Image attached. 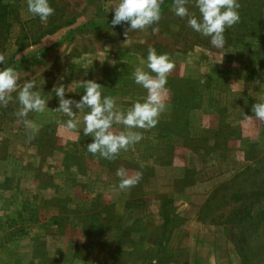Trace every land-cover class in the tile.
<instances>
[{
	"label": "rangeland",
	"instance_id": "rangeland-1",
	"mask_svg": "<svg viewBox=\"0 0 264 264\" xmlns=\"http://www.w3.org/2000/svg\"><path fill=\"white\" fill-rule=\"evenodd\" d=\"M3 2L0 70L35 79L46 109L28 114L39 129L29 141L17 93L0 106V264H264V122L244 118L264 102V0H238L222 48L175 16L172 0L158 24L127 38V23L111 25L119 0H48L47 23L26 0ZM150 46L175 64L167 110L151 130L133 129L143 139L115 160L93 156L89 110L72 107L77 129L61 127L69 118L54 111V86L78 101L79 81L93 80L127 111L146 98L132 73L148 71ZM119 168L142 179L120 191Z\"/></svg>",
	"mask_w": 264,
	"mask_h": 264
},
{
	"label": "clouds",
	"instance_id": "clouds-1",
	"mask_svg": "<svg viewBox=\"0 0 264 264\" xmlns=\"http://www.w3.org/2000/svg\"><path fill=\"white\" fill-rule=\"evenodd\" d=\"M189 2L190 0H172L174 15L186 19L187 26L193 31L210 38L214 48L224 47L226 29L232 28L240 20L238 0H191L199 16L189 11ZM162 3L163 0H119L112 7L114 16L111 25L127 23L129 27L124 33L127 38L129 32L143 31L158 24ZM26 6L27 12L33 17H38L42 23H47L48 18L54 14L48 0H26ZM158 30L153 27V34ZM4 60V55L0 54V63ZM144 63L148 71L136 67L132 77L135 84L146 90V98L143 102H134L127 111L117 109L114 97L102 96V86L93 80L79 81V87L84 89V94L78 101L65 98L66 89L63 84L54 86L53 91L59 98V106L54 111L69 118L61 127L77 129L78 121L76 112L72 111L73 106L80 111L89 110L83 115L82 130L84 136L93 138L92 142L86 145L87 152L93 156L108 161L115 160L122 150L127 151L130 146L143 139L142 133L133 129L151 130L157 125L160 115L167 110L165 85L175 64L167 53L157 54L151 46ZM20 79V72L13 67L0 70V106L7 107L13 100L12 93H17L16 100L20 107L15 115L30 130L28 140L31 141L39 129L26 118L30 112H44L46 101L38 91H33L36 87L35 79L23 84L18 83ZM252 112L253 116L244 115V118L252 120L254 117L264 122V102L253 104ZM114 124L122 125L126 130L115 132ZM116 176L120 178L118 190L126 191L140 182L142 172L136 171L134 175H129L126 169L119 168Z\"/></svg>",
	"mask_w": 264,
	"mask_h": 264
},
{
	"label": "trees",
	"instance_id": "trees-1",
	"mask_svg": "<svg viewBox=\"0 0 264 264\" xmlns=\"http://www.w3.org/2000/svg\"><path fill=\"white\" fill-rule=\"evenodd\" d=\"M6 10H7L6 3L3 2V0H0V44L2 43V41L4 39L7 38V34H8V25H9V23H8V21L6 19V16H7L6 15L7 14ZM48 31H51V30H48ZM41 33H43V31H41L40 34ZM34 39H36V38H34Z\"/></svg>",
	"mask_w": 264,
	"mask_h": 264
},
{
	"label": "crops",
	"instance_id": "crops-1",
	"mask_svg": "<svg viewBox=\"0 0 264 264\" xmlns=\"http://www.w3.org/2000/svg\"><path fill=\"white\" fill-rule=\"evenodd\" d=\"M73 107H74V106H73ZM69 133H72V131H69ZM66 140H69V138H68L67 136H65V137L62 139L61 142H65ZM5 209L7 210L8 208L5 207ZM2 218H6V215H5L4 213L2 214ZM8 220H9V221H15V220H13V219H11V218H8Z\"/></svg>",
	"mask_w": 264,
	"mask_h": 264
}]
</instances>
